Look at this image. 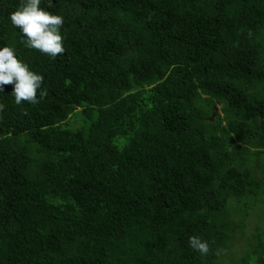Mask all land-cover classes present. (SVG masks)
<instances>
[{"label":"trees","instance_id":"16d2710c","mask_svg":"<svg viewBox=\"0 0 264 264\" xmlns=\"http://www.w3.org/2000/svg\"><path fill=\"white\" fill-rule=\"evenodd\" d=\"M20 3L48 96L0 91V264H264V0H41L54 59Z\"/></svg>","mask_w":264,"mask_h":264},{"label":"clouds","instance_id":"9594fccd","mask_svg":"<svg viewBox=\"0 0 264 264\" xmlns=\"http://www.w3.org/2000/svg\"><path fill=\"white\" fill-rule=\"evenodd\" d=\"M40 4L41 0H21L9 19L25 38L21 43L54 59L65 52L60 31L64 18L41 8ZM43 81L42 75L30 70L28 64L17 58L14 48L0 47V91L5 85H12L11 95L16 105L39 104L45 99L48 91L42 88ZM4 107L0 104V112ZM189 244L204 256L211 251L209 243L198 236L189 237Z\"/></svg>","mask_w":264,"mask_h":264},{"label":"rangeland","instance_id":"374dc122","mask_svg":"<svg viewBox=\"0 0 264 264\" xmlns=\"http://www.w3.org/2000/svg\"><path fill=\"white\" fill-rule=\"evenodd\" d=\"M216 109H218L219 111V108L218 106H216ZM76 124V123H74ZM247 227L245 229V234L247 235V237H250L251 238V235H254L256 234V229H254L256 227V225L258 224L257 220L252 217L248 220L247 222ZM250 241V240H248ZM234 248L232 249L234 252L238 253L240 251V249H242L241 247L243 246V239L239 238L237 239V241L235 242L234 244ZM256 264V263H255Z\"/></svg>","mask_w":264,"mask_h":264},{"label":"water","instance_id":"95a60500","mask_svg":"<svg viewBox=\"0 0 264 264\" xmlns=\"http://www.w3.org/2000/svg\"><path fill=\"white\" fill-rule=\"evenodd\" d=\"M216 108V107H215ZM212 118H213V116H212Z\"/></svg>","mask_w":264,"mask_h":264}]
</instances>
